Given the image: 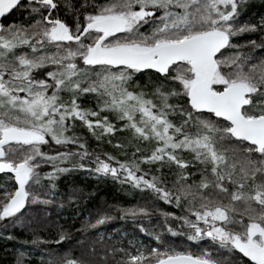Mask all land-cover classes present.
I'll use <instances>...</instances> for the list:
<instances>
[{
  "label": "snow or ice",
  "instance_id": "obj_1",
  "mask_svg": "<svg viewBox=\"0 0 264 264\" xmlns=\"http://www.w3.org/2000/svg\"><path fill=\"white\" fill-rule=\"evenodd\" d=\"M249 8L250 0H0V19L23 16L0 23V227L14 223L31 233L22 245L43 247L41 230L55 226L57 247L40 264H264V14L246 18ZM118 130L124 159L89 150V137ZM76 170L147 198L98 208L79 228L50 222L49 206L78 198L76 189L57 195L61 175ZM117 210L134 222L158 213L160 230L135 225L158 244L74 239ZM165 231L211 243L193 253ZM12 264H28L23 247Z\"/></svg>",
  "mask_w": 264,
  "mask_h": 264
},
{
  "label": "trees",
  "instance_id": "obj_2",
  "mask_svg": "<svg viewBox=\"0 0 264 264\" xmlns=\"http://www.w3.org/2000/svg\"><path fill=\"white\" fill-rule=\"evenodd\" d=\"M260 14H264V0H250V8L249 11L245 13V17L254 18ZM61 15H63V13H61ZM22 18L21 12L17 10L3 19L1 23L10 22L13 19L20 20ZM68 19L69 22H71V17H68ZM148 27H150V25H144L142 30H146ZM244 38L251 39L253 36L245 34V36L240 39L243 40ZM150 73L151 70H145L137 74L135 79L140 83H144L147 81ZM84 131L86 132L87 130L84 129ZM125 136L126 133L118 130L113 136L105 137L103 141H96L94 138L89 137V150L95 151L96 153L109 152L119 159H124L123 153L125 149L117 148L116 141L118 138H124ZM109 139H111V143L108 142ZM127 151L130 155L132 149L129 148ZM142 167L147 169L149 166L144 164ZM58 184L60 188V192L57 194L58 198L61 193H68L73 189L77 190L78 198L76 200L64 203L63 208L59 207L58 204L51 205L48 208L50 222H58L65 225V227L71 224L75 228H79L84 218L89 214L94 216L98 208H106L109 205L128 207L141 203L142 197L147 198L146 193H142L139 189H134L129 183H123L121 180L114 179L110 175H93L87 170H76L63 174L59 178ZM63 199L67 201V196L64 195ZM155 205L165 210L179 213V209L163 201L156 200ZM111 214L114 216V219L107 221L103 225L97 226L95 229H89L87 232H77L74 234V239L76 241L88 243L93 239H98L100 235H103L105 240H108L109 243H116L117 246H120L121 243L126 246L129 239L133 237L135 240L141 239L145 245L158 244L151 236L141 233L135 226L136 223H143L146 227L150 228L156 225L157 228L155 230H160L163 226V221L158 213L154 212L147 218L137 217L135 222L130 217L126 219L120 218L118 210L112 211ZM2 223L3 222H0V224ZM9 232H11L16 239L9 240L0 238V264H12L14 250L21 247L28 252V264H40L43 251L57 247V245L53 243L56 237L55 226L46 227L41 230V234L49 241V243L43 247H37L31 244L22 245V241L31 240V233L14 223H10L7 228L0 227V233H3V236L6 237ZM163 238L168 243L183 245L185 249L193 253H198L211 243L210 239L206 237L199 241H188L186 237L173 236L166 231L163 233ZM69 247H75V245L65 244L63 242L60 244V248L62 249Z\"/></svg>",
  "mask_w": 264,
  "mask_h": 264
},
{
  "label": "water",
  "instance_id": "obj_3",
  "mask_svg": "<svg viewBox=\"0 0 264 264\" xmlns=\"http://www.w3.org/2000/svg\"><path fill=\"white\" fill-rule=\"evenodd\" d=\"M9 15H6L3 19H5L6 17H8ZM3 19H0V23L2 22Z\"/></svg>",
  "mask_w": 264,
  "mask_h": 264
},
{
  "label": "rangeland",
  "instance_id": "obj_4",
  "mask_svg": "<svg viewBox=\"0 0 264 264\" xmlns=\"http://www.w3.org/2000/svg\"><path fill=\"white\" fill-rule=\"evenodd\" d=\"M137 241H141V239H136Z\"/></svg>",
  "mask_w": 264,
  "mask_h": 264
}]
</instances>
